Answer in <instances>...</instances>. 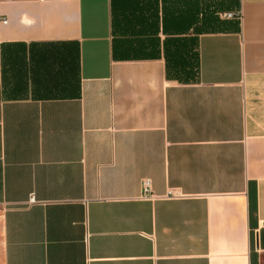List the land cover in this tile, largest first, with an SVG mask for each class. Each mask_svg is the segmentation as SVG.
Instances as JSON below:
<instances>
[{"label": "crops", "instance_id": "crops-1", "mask_svg": "<svg viewBox=\"0 0 264 264\" xmlns=\"http://www.w3.org/2000/svg\"><path fill=\"white\" fill-rule=\"evenodd\" d=\"M0 19V264H264V0Z\"/></svg>", "mask_w": 264, "mask_h": 264}, {"label": "built area", "instance_id": "built-area-1", "mask_svg": "<svg viewBox=\"0 0 264 264\" xmlns=\"http://www.w3.org/2000/svg\"><path fill=\"white\" fill-rule=\"evenodd\" d=\"M225 16L228 18L232 17V15L230 14ZM5 23H6L5 19H0V24H5ZM141 185H142V195H141L142 199L154 201L158 199L175 200V199L183 198L180 194L175 193L173 191L167 192L163 197L154 196L151 192V183L148 179L143 180Z\"/></svg>", "mask_w": 264, "mask_h": 264}]
</instances>
